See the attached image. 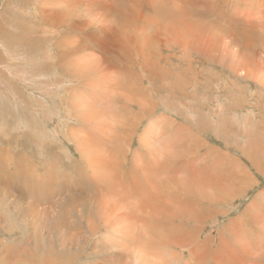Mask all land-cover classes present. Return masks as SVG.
<instances>
[{"label": "rangeland", "instance_id": "374dc122", "mask_svg": "<svg viewBox=\"0 0 264 264\" xmlns=\"http://www.w3.org/2000/svg\"><path fill=\"white\" fill-rule=\"evenodd\" d=\"M0 264H264V0H0Z\"/></svg>", "mask_w": 264, "mask_h": 264}, {"label": "bare ground", "instance_id": "6f19581e", "mask_svg": "<svg viewBox=\"0 0 264 264\" xmlns=\"http://www.w3.org/2000/svg\"><path fill=\"white\" fill-rule=\"evenodd\" d=\"M167 1H169V0H167ZM153 2V1H152ZM174 3V2H173ZM210 8V7H209ZM178 9H180L179 8V6H178ZM177 10V9H176ZM183 10H179L178 11V13L177 14H179V13H181ZM70 19V18H69ZM34 25V24H33ZM45 28V27H44ZM50 31V30H49ZM53 32V31H52ZM180 40V39H179ZM211 41V40H210ZM213 41V40H212ZM217 41V40H216ZM188 44V43H187ZM186 47V46H185ZM225 47V46H224ZM223 110V109H222ZM254 136V135H253ZM175 152V151H174ZM177 154V153H176ZM182 182V181H181ZM104 207V206H103ZM134 243V242H133ZM17 245V244H16ZM133 251H135V250H133ZM140 251V250H139ZM137 253V252H136ZM135 254V253H134ZM133 254V257L131 256V261L133 260V261H135V260H138V259H141V257H140V255H138V254H136V255H134ZM145 258V257H144ZM172 259H174V258H172ZM148 260H149V258H148ZM147 260V261H148ZM144 262H145V260H144Z\"/></svg>", "mask_w": 264, "mask_h": 264}]
</instances>
